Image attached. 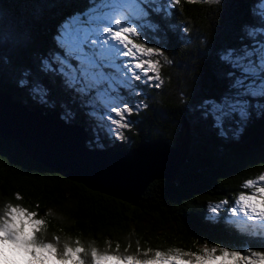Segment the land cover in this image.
<instances>
[{
    "label": "trees",
    "instance_id": "obj_1",
    "mask_svg": "<svg viewBox=\"0 0 264 264\" xmlns=\"http://www.w3.org/2000/svg\"><path fill=\"white\" fill-rule=\"evenodd\" d=\"M255 3L181 0L167 23L154 15L166 40H160L159 32L144 34L149 46L164 48L157 56L162 83L142 89L147 107L131 114L132 128L117 139L97 127L86 114L89 107L81 106L80 97L73 100L60 77L39 71L44 58L60 51L53 38L57 25L86 10L88 0H0V93L30 110H58L63 117L70 109L74 116L62 119L83 126L89 148H99L91 132L100 135L103 148L115 150L132 149L143 140L173 144L184 118L190 132L189 154L178 180L155 179L135 201L67 178L33 158L18 139L4 141L0 135V215L8 203L37 211L46 220L41 238L55 243L53 237L59 236L60 248L65 242L75 246L79 239L89 250V262L91 247L115 251L117 244L121 255H137V247L196 251L205 242L209 247L264 250V240L240 234L224 214L208 217L206 209L212 200L234 198L241 180L264 172V116L252 112L242 131L225 138L200 108L206 98L219 99L226 91L228 68L218 53L250 43L242 27L259 23L250 11ZM36 80L43 81L48 103L33 93Z\"/></svg>",
    "mask_w": 264,
    "mask_h": 264
},
{
    "label": "snow or ice",
    "instance_id": "obj_2",
    "mask_svg": "<svg viewBox=\"0 0 264 264\" xmlns=\"http://www.w3.org/2000/svg\"><path fill=\"white\" fill-rule=\"evenodd\" d=\"M180 2L88 0L86 10L70 15L61 24L55 36L60 51L44 58L39 71L60 77L64 90L74 94L73 100L80 97L81 106L87 105L93 113H101V119H108L111 125L116 126L109 127L108 131L120 138L122 134L116 128L131 127L125 114L130 116L141 107L134 99L143 94L139 85L153 86V80L162 83L159 60L152 57L163 55L164 48L149 46L148 38L137 22L145 25V31L150 35L161 33L159 38L164 42L167 38L165 30L153 20V16L161 15L167 23L171 9ZM250 11L259 21L257 25L245 24L242 27L250 43L242 44L239 49L228 48L218 53L220 61L228 68L225 73L228 80L226 91L219 99L206 98L200 105L203 118L211 117L213 127L225 138L229 132L235 136L242 131L252 112L264 116V0H256ZM130 18L134 22H128ZM141 38L143 42H138ZM33 84L32 91L38 101L48 103V92L43 81L36 80ZM154 86L158 88L160 84ZM142 106L146 108L147 104ZM112 114L119 119H114ZM73 116L69 109L62 118L71 119ZM243 188L247 191L239 192L233 206L228 209L230 218L227 223L242 235L264 240V173L255 179L245 180ZM16 199H21L19 193ZM223 204H228V200L221 201ZM210 210L218 216L220 205L212 206ZM17 213L21 215L17 216ZM45 225L46 220L39 218L37 211L8 203L0 215V264L9 261L11 264H21V261L10 259L9 253L21 254L23 264L29 258L36 260L37 249L51 250L52 259L46 260V264L71 261L72 253H75L73 264H89L85 259L89 250L79 239L75 241V246L65 242L60 248L59 236L53 237L55 243L41 238L39 234ZM119 248L117 244L115 251L101 252L91 247L90 264H96L99 256H112L121 261L132 259L140 264H145L149 259H170L171 264H260L264 259V250L247 246L243 249L209 247L208 242L196 251L179 247L167 251L141 250L137 247V255H121Z\"/></svg>",
    "mask_w": 264,
    "mask_h": 264
},
{
    "label": "water",
    "instance_id": "obj_3",
    "mask_svg": "<svg viewBox=\"0 0 264 264\" xmlns=\"http://www.w3.org/2000/svg\"><path fill=\"white\" fill-rule=\"evenodd\" d=\"M0 135L16 138L37 161L93 189L137 200L155 179L178 180L189 154V123L184 118L173 144L143 140L127 150L89 148L81 125H70L58 110H30L0 93Z\"/></svg>",
    "mask_w": 264,
    "mask_h": 264
},
{
    "label": "rangeland",
    "instance_id": "obj_4",
    "mask_svg": "<svg viewBox=\"0 0 264 264\" xmlns=\"http://www.w3.org/2000/svg\"><path fill=\"white\" fill-rule=\"evenodd\" d=\"M161 1H163V0H161ZM87 9V8H86ZM66 20V19H65ZM65 20H63V21H61L58 25H57V27H56V31H57V33H58V29H59V27L61 26V24L65 21ZM128 22H134L131 18L129 19V21ZM137 26L141 29V31L142 32H144L145 30V25H143L142 23H138L137 22ZM57 33H55L54 34V36H53V38H54V40H55V36L57 35ZM153 38H155L154 36H153ZM138 42H143V40H142V38L140 39V40H138ZM58 52V51H57ZM53 53H56V51H53L52 52V54ZM152 59H156L157 60V56H153L152 57ZM149 75H152V73L151 72H149ZM157 83V81L156 80H153L152 82H151V84L153 85V84H156ZM149 85L148 84H142V85H139V87H140V89L142 90V89H144V88H146V87H148ZM134 99H135V101L136 102H138V103H140L141 104V106H142V104H143V99H142V95L141 96H137V97H134ZM89 107V106H88ZM134 111H136V110H134ZM133 111V112H134ZM86 114L89 116V117H91V118H93V120H94V122H95V124L97 125V127H99V128H102L104 131H105V133L109 136V137H115V138H117L116 137V135L114 134V133H111V132H109L108 131V129H109V127H116L115 125H111L110 124V121L108 120V119H101V113H99V112H97V113H93V111H92V109H91V107H89L88 108V110L86 111ZM126 115V118H127V120L128 121H130L131 122V115L129 116V115H127V114H125ZM112 117L114 118V119H119V117H116L115 116V114H112ZM131 126H132V122H131ZM232 127H233V129L236 127L234 124L232 125ZM132 127H130V128H116V131L117 132H120L122 135L120 136V138H117V139H122V138H125V136L127 135L126 133L131 129ZM92 133V141H93V143H94V145H96L97 147H102V145H101V137H100V135L99 134H97V133H95V132H91ZM262 173H264V172H262ZM261 173H256V174H253L252 176H249V177H246V178H244L243 180H241V182H240V185H239V191H237V194L239 193V192H241V191H247V189H244L243 188V183H244V181L245 180H247V179H255L258 175H260ZM236 196V195H235ZM235 196H234V198H229V199H227L228 200V204H223V205H221V201H224L226 198H223V199H221V200H212V201H210L209 203H207V207H206V209H207V212H208V217H210V218H213L214 216L215 217H217L216 216V214H213L212 212H211V207L212 206H216V205H220V212H219V214H224L227 218H230L229 217V215H228V209H230L232 206H233V204H234V200H235ZM218 214V215H219ZM232 219H234V218H232ZM56 242V241H55ZM9 258L10 259H15V260H17V261H21V264H23V262H22V260H21V254H13V253H9ZM90 263V262H89Z\"/></svg>",
    "mask_w": 264,
    "mask_h": 264
},
{
    "label": "clouds",
    "instance_id": "obj_5",
    "mask_svg": "<svg viewBox=\"0 0 264 264\" xmlns=\"http://www.w3.org/2000/svg\"><path fill=\"white\" fill-rule=\"evenodd\" d=\"M16 207H19L18 205ZM21 215L20 213H17V216ZM15 219V217H14ZM27 223V222H26ZM2 234V233H0ZM37 257L38 259L33 260L32 258H29L25 264H46V260L52 259V252L51 250H42L37 249ZM73 260L71 261H56L55 264H73L75 260V253H72ZM7 264H11V262H7ZM96 264H140L139 261H134L132 259H129L127 261H121L116 259L112 256H99L97 258ZM145 264H171L170 259H149L145 262ZM260 264H264V259L260 261Z\"/></svg>",
    "mask_w": 264,
    "mask_h": 264
}]
</instances>
